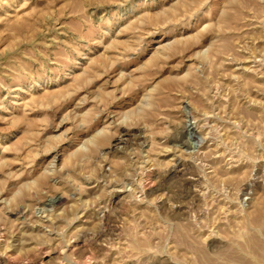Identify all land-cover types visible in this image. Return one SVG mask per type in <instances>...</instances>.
I'll use <instances>...</instances> for the list:
<instances>
[{
  "label": "rangeland",
  "instance_id": "1",
  "mask_svg": "<svg viewBox=\"0 0 264 264\" xmlns=\"http://www.w3.org/2000/svg\"><path fill=\"white\" fill-rule=\"evenodd\" d=\"M0 264H264V0H0Z\"/></svg>",
  "mask_w": 264,
  "mask_h": 264
},
{
  "label": "bare ground",
  "instance_id": "2",
  "mask_svg": "<svg viewBox=\"0 0 264 264\" xmlns=\"http://www.w3.org/2000/svg\"><path fill=\"white\" fill-rule=\"evenodd\" d=\"M194 132V131H193Z\"/></svg>",
  "mask_w": 264,
  "mask_h": 264
}]
</instances>
